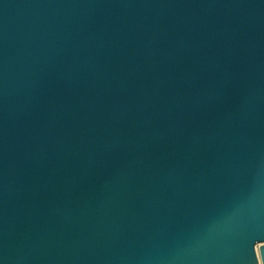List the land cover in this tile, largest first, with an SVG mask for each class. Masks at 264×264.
<instances>
[{
    "label": "water",
    "instance_id": "1",
    "mask_svg": "<svg viewBox=\"0 0 264 264\" xmlns=\"http://www.w3.org/2000/svg\"><path fill=\"white\" fill-rule=\"evenodd\" d=\"M0 264H264V0H0Z\"/></svg>",
    "mask_w": 264,
    "mask_h": 264
}]
</instances>
